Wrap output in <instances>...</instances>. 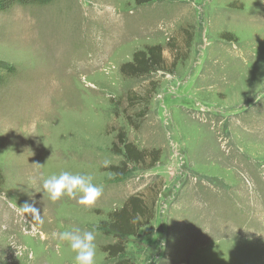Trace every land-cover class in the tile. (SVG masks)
<instances>
[{
    "label": "rangeland",
    "instance_id": "rangeland-1",
    "mask_svg": "<svg viewBox=\"0 0 264 264\" xmlns=\"http://www.w3.org/2000/svg\"><path fill=\"white\" fill-rule=\"evenodd\" d=\"M153 45L166 71L121 73ZM152 81L138 118L128 94ZM119 130L159 150L158 163L115 175ZM0 170V264H74L57 234L75 228H95L96 264H111L102 247L116 238L103 223L133 195L156 204L127 240L135 264H264V0H28L0 11ZM62 171L92 176L101 197L52 203L43 179ZM25 203L39 219L12 207Z\"/></svg>",
    "mask_w": 264,
    "mask_h": 264
},
{
    "label": "trees",
    "instance_id": "trees-1",
    "mask_svg": "<svg viewBox=\"0 0 264 264\" xmlns=\"http://www.w3.org/2000/svg\"><path fill=\"white\" fill-rule=\"evenodd\" d=\"M28 0H0V11L6 9L14 3H25ZM155 0H135L137 5H144L151 3ZM184 32V31H183ZM168 49L174 53L173 66L179 56L180 46L175 42V38H170L168 41ZM164 47L161 45L148 46L145 50L136 51L133 55L132 61L122 63L120 65V71L127 77H142L151 75L153 72L166 71L167 61L164 55ZM152 85L148 87V91L143 94L137 92H131L128 94V105L130 108L136 109L142 105L141 111L136 112L138 118H142L146 114L145 105L147 97L151 94V90L155 91L158 87L156 81L151 82ZM133 109V110H134ZM112 149L116 154L123 156V161L119 165L110 166V170L118 176L124 175L130 164L142 163L144 164L149 157L148 168H152L158 163L160 158V152H146L139 150L132 142L127 138V135L123 131H118L116 135V141L113 143ZM158 152V153H156ZM3 179L2 172L0 170V183ZM156 215V204L154 201H147L141 195L130 196L120 209H117L110 213L108 221L103 223V229L108 234L113 235L116 241L106 244L102 247V251L107 254L110 260H113L111 264H135L132 257H124L127 253V240L130 237H136L140 230L147 226Z\"/></svg>",
    "mask_w": 264,
    "mask_h": 264
},
{
    "label": "clouds",
    "instance_id": "clouds-1",
    "mask_svg": "<svg viewBox=\"0 0 264 264\" xmlns=\"http://www.w3.org/2000/svg\"><path fill=\"white\" fill-rule=\"evenodd\" d=\"M93 178L86 174H73L62 171L58 175L44 178L42 187L52 203L62 198L78 199V203L87 207L95 204L103 193L102 186L92 182ZM12 207L24 218L30 214L33 220L40 218L39 210L32 204L25 203L23 206L13 204ZM59 240L67 242L74 255V264H96L97 246L95 244V228L83 231L79 228L65 230L57 234Z\"/></svg>",
    "mask_w": 264,
    "mask_h": 264
}]
</instances>
